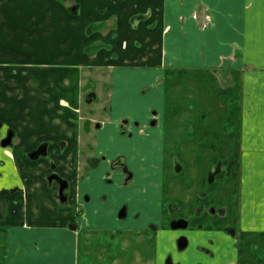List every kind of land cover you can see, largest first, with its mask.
Wrapping results in <instances>:
<instances>
[{"label":"crops","instance_id":"0c3cea01","mask_svg":"<svg viewBox=\"0 0 264 264\" xmlns=\"http://www.w3.org/2000/svg\"><path fill=\"white\" fill-rule=\"evenodd\" d=\"M78 1L88 19L45 46L0 0V264H264V0ZM81 75L108 85L103 120ZM90 124L145 148L109 154Z\"/></svg>","mask_w":264,"mask_h":264},{"label":"rangeland","instance_id":"374dc122","mask_svg":"<svg viewBox=\"0 0 264 264\" xmlns=\"http://www.w3.org/2000/svg\"><path fill=\"white\" fill-rule=\"evenodd\" d=\"M6 1H7L6 2L7 5L15 6L17 8L22 9L23 11L24 10L27 11V15L25 16V18H26V23H27L26 29H28V33L33 36V39H35V35H36V38L38 39L39 43H43V45H45V46H47L46 44H49L50 42H52L53 45L59 46V43L64 39V37L66 36V34L69 31L67 28L68 27L67 22H68L69 18L70 19L75 18L77 24L82 20L88 19V15H85L82 12V8H80V7L78 9L76 8L75 12L72 11V8H74L75 5L76 6L79 5V4H76L74 2V1H78V0H6ZM82 1L83 0H79L78 2L81 3ZM60 6H62L63 8H66L65 10L68 11V15L61 14L58 12V9ZM49 8H52V9L50 10ZM36 9L39 11L34 12ZM40 10H42V11H40ZM40 24H42L43 29H41ZM47 29H49V30H47ZM76 31H78V29H76ZM89 48H90V50L89 49L87 50L89 52L90 51L91 52L97 51V47L95 45H91ZM44 51L45 50H43V53H44ZM89 52H88V54H89ZM87 71H89V73H90V70H88L86 67V72ZM80 81H81L80 82L81 85H83L81 88L80 100H81L82 106L84 107V110L80 109L82 111V115H81V113H80V115L84 116L86 114H89V112L92 113L94 110V112L96 113L97 120H99V121L103 120L105 114L110 113V111L102 109V107H106V106L110 107L109 98H108V85L107 84L101 85L102 88H104V89L102 91H100V88H99L100 85L98 83L97 77H95V78L90 77V79H89L88 76H86V78H85V77H83V75H81ZM85 81H87L88 84L84 85ZM90 92L94 93L97 96L96 97L97 100H94V102L92 104L88 105L86 103V100L84 99V96ZM88 109H89V111H86ZM141 111H143V109H141ZM142 113H140V116L138 117V119L136 121H134V127H133L134 128L133 129L134 135L137 131H139L140 127H143L141 125L142 124L141 121L145 117H144V115L141 116ZM113 120H115V118H113ZM125 120H127V119H124L123 122ZM136 124H140V127L136 126ZM90 125H91L93 133L96 134L97 137L98 136H100V138L103 137L104 140H101L102 142L100 144V148L107 150V152L109 154L115 153L118 150V151H123L124 155H126L128 157L130 155V151L133 150L132 148L135 147L133 144H135L137 147H139L141 149L145 148V142L142 143V142H138L135 140L131 141L130 138L127 139L128 143H126L124 145H122L120 142H117V143H115V142L112 143L109 141L104 142L106 139H110L111 135L116 134L115 133L116 127L114 126V132L111 134L110 132H111L112 127H110L108 125L105 128H103L101 131H99V129L96 130L95 126H93V124H90ZM94 130H96V131H94ZM89 131H91L90 128H89ZM130 132L132 133V131H130ZM91 138L93 140H95V138L93 136H91ZM96 151H98V150H96ZM94 152L95 151L91 152V154H93ZM88 154L89 153L85 150L82 153V159L81 160L83 162V165H82L83 171L99 170L100 169L99 167H97L96 169H90L89 166L86 164V158H87ZM143 159H145V158L142 157V160ZM130 166L132 167L133 165L130 164ZM107 185H110V184L107 182ZM88 197L90 198V201H88L87 203H90L92 201V196L88 195ZM85 201H86V199H85ZM124 208L126 209L127 207L125 206ZM174 231L178 235H180V237H184L185 234L188 235V230H186V228L178 229V230H174ZM176 245H177V242H176ZM176 249H177V252L179 253L178 245H177ZM184 253H180V254L182 255ZM172 259L175 263L174 258H172ZM172 259H168V261L166 260L167 264H174Z\"/></svg>","mask_w":264,"mask_h":264},{"label":"water","instance_id":"95a60500","mask_svg":"<svg viewBox=\"0 0 264 264\" xmlns=\"http://www.w3.org/2000/svg\"><path fill=\"white\" fill-rule=\"evenodd\" d=\"M76 8L77 7H74L72 9L73 12L76 11ZM95 98V94H89L88 97H87V103H91V101ZM12 137L13 135L12 134H9L5 139L1 140V146L4 147V148H7L8 146H10L12 144ZM88 164L91 168H96L100 162L99 159H96V158H91V159H88ZM124 166V163L121 164ZM54 179L59 183V190H58V194L61 198V200L65 201L67 200V195L65 194V191L68 190L69 188V183L68 181L66 180H63L59 177H54ZM125 210H123L121 212V214L124 216ZM187 227V223L184 222V221H177L175 223L172 224V229H184ZM187 245H188V241L186 238H181L178 242V248L179 250H184L187 248Z\"/></svg>","mask_w":264,"mask_h":264},{"label":"flooded vegetation","instance_id":"af4514ba","mask_svg":"<svg viewBox=\"0 0 264 264\" xmlns=\"http://www.w3.org/2000/svg\"><path fill=\"white\" fill-rule=\"evenodd\" d=\"M89 94H94V93H91V92H90V93H87V94L85 95V98H87ZM96 97H97V96H96ZM96 97H95V98L91 101V103H89V104H92V103L94 102V100H97ZM86 103H87V102H86ZM121 128H122V131L124 132V130L126 131V129H127L128 127L125 126L124 124H122V125H121ZM128 136H130V134H129ZM2 139H3V138H2ZM38 151H40V150L38 149ZM38 151L36 150V151H34V152H38ZM91 158L99 159L100 162L102 161V158L100 159V158H97V157H89L88 159H91ZM88 159H86V164L89 166V164H88V162H87ZM100 162H99V164H100ZM123 163H124V166L121 165V164H123ZM99 164H98V166H99ZM98 166H97V167H98ZM97 167H96V168H97ZM89 168H90V169H96V168H91L90 166H89ZM114 172H119V173L122 175V177H123V184H125V185L130 184V183L133 181V179H134V175H133L132 171L129 169L128 164H127V159L124 157V155L118 156L114 161H112V162L110 163L107 174H108L109 176H111V175L114 174ZM50 177L53 178L54 176L51 175ZM63 180H64V179H63ZM106 181H107L108 183H110V184L114 183V179L111 178V177H108V178L106 179ZM86 200L88 201L89 198H87ZM123 210H124V209H122L121 212H122ZM176 222H177V221H176ZM174 223H175V222H174Z\"/></svg>","mask_w":264,"mask_h":264}]
</instances>
